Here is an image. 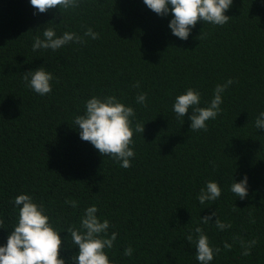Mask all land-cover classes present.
I'll return each instance as SVG.
<instances>
[{
  "label": "trees",
  "instance_id": "1",
  "mask_svg": "<svg viewBox=\"0 0 264 264\" xmlns=\"http://www.w3.org/2000/svg\"><path fill=\"white\" fill-rule=\"evenodd\" d=\"M34 11L29 0H0V245L17 224L13 201L26 193L64 231L67 264L78 247L64 240L66 231L80 227L91 205L110 221L109 235L118 233L106 249L116 264H199L195 243L186 240L190 233L195 240L196 227L220 249L210 264H264V129L255 124L264 111V0H233L226 24L198 21L187 40L172 35L171 13L159 15L143 0ZM44 27L75 32L83 42L33 51ZM88 28L99 37L84 36ZM40 66L54 76L44 96L23 79ZM229 79L222 111L206 130H191V111L185 118L172 111L188 88L207 107ZM141 92L145 104L136 103ZM107 95L132 106L134 123L145 124L143 134L134 133L128 168L73 127L88 99ZM245 175L249 190L240 199L230 186ZM210 180L221 197L201 205L197 195ZM217 218L230 227L220 230ZM129 246L133 254L125 256Z\"/></svg>",
  "mask_w": 264,
  "mask_h": 264
},
{
  "label": "clouds",
  "instance_id": "2",
  "mask_svg": "<svg viewBox=\"0 0 264 264\" xmlns=\"http://www.w3.org/2000/svg\"><path fill=\"white\" fill-rule=\"evenodd\" d=\"M34 8V14L44 13L49 9L59 7L61 10L77 8L80 0H29ZM143 3L155 13L167 16L171 13L169 29L172 35L182 40H187L192 28L198 21L213 25H224L229 16L226 11L233 4V0H143ZM41 29H38L39 31ZM84 36L97 39L99 33L88 28ZM82 43L83 37L75 32L65 31L58 35L55 28H42V35L37 34L32 44V50L51 49L56 51L69 43ZM25 86L33 92L44 96L52 91L53 73L44 66L27 72L23 77ZM233 83L231 79L224 84H217L213 98L207 107H201V94L198 90L188 88L184 93L175 97L172 111L177 117H188L191 130L207 129V122L214 120L222 111L223 93ZM139 87V82L135 85ZM147 93L141 92L136 96L137 104H145ZM136 116L132 106L126 105L115 95L103 97L92 96L85 103V111L74 118V126L79 131V136L84 141H89L102 155L111 156L123 168L131 165L135 157L134 133L143 134L145 124L134 123ZM257 129H264V111L260 112L256 121ZM248 177L245 175L239 182L234 179L230 191L238 198L244 199L248 193ZM222 189L217 181H208L200 189L197 200L201 205L206 202L217 201L221 197ZM14 206L18 208L17 224L10 232L6 244L0 245V264H67L69 260L61 255L62 237L60 231L50 221L43 203H37L29 194L23 193L15 197ZM76 206L75 201L70 202ZM98 207L91 205L84 209L79 228H70L66 232L68 240L78 252L70 260L73 264H116L109 257L106 249H112L117 240L118 233L113 231L109 235L110 221L101 220L97 215ZM212 216L203 217L207 223ZM215 225L224 230L230 225L219 218ZM195 240L190 233L186 240L195 243V258L199 264H210L214 256L220 252L218 247L210 244L207 235L200 227L194 229ZM254 243V242H253ZM226 248L231 247L225 244ZM133 248H125L124 255L131 256ZM248 251L244 252L247 255Z\"/></svg>",
  "mask_w": 264,
  "mask_h": 264
}]
</instances>
